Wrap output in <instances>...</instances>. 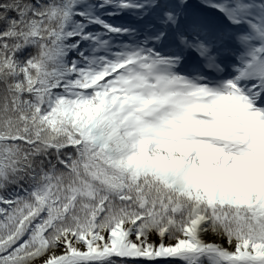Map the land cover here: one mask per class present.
I'll list each match as a JSON object with an SVG mask.
<instances>
[{
  "label": "snow or ice",
  "instance_id": "1",
  "mask_svg": "<svg viewBox=\"0 0 264 264\" xmlns=\"http://www.w3.org/2000/svg\"><path fill=\"white\" fill-rule=\"evenodd\" d=\"M0 264H264V0H0Z\"/></svg>",
  "mask_w": 264,
  "mask_h": 264
}]
</instances>
